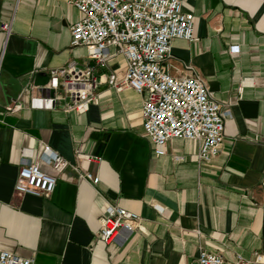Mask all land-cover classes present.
I'll use <instances>...</instances> for the list:
<instances>
[{
	"label": "crops",
	"instance_id": "obj_1",
	"mask_svg": "<svg viewBox=\"0 0 264 264\" xmlns=\"http://www.w3.org/2000/svg\"><path fill=\"white\" fill-rule=\"evenodd\" d=\"M180 1L196 40H174L164 70L198 76L232 115L209 163L196 141L171 140L157 155L144 97L132 89L119 94L104 81L88 112H67L63 79L50 71L92 64L85 47L71 45L82 14L67 0H0V249L37 264H198L202 252L264 264V0ZM111 53L108 71L122 79L127 61ZM37 96L58 102L37 109ZM15 102L21 109L7 112ZM45 147L69 169L49 198L17 194L25 151L34 162ZM112 206L141 218L122 246L98 238Z\"/></svg>",
	"mask_w": 264,
	"mask_h": 264
},
{
	"label": "built area",
	"instance_id": "obj_2",
	"mask_svg": "<svg viewBox=\"0 0 264 264\" xmlns=\"http://www.w3.org/2000/svg\"><path fill=\"white\" fill-rule=\"evenodd\" d=\"M82 14V19L71 28L72 47H85L92 63L81 67L75 63L50 71L53 78L63 79L68 102L67 112L86 113L97 100V91L106 82L117 93L127 88L144 97L143 126L152 140L157 155L174 139L196 141L200 144L199 160L209 163L218 158L226 138V122L232 119L229 109L217 102L206 83L198 76L174 78L164 70L172 55L174 40L194 42V16L183 12L180 0H67ZM2 31L11 33V25ZM111 50L124 56L127 69L122 79L108 71ZM100 71H108L102 75ZM55 87V86H54ZM59 87L57 86L55 89ZM56 97L37 96L33 107L52 109ZM21 109L15 102L5 107L9 113ZM15 191L19 195L49 198L57 181L70 167L69 162L45 147L33 159L25 151ZM77 157L88 162L101 158L77 152ZM46 168H49L48 171ZM99 183L93 174H81ZM261 188L264 210V177ZM139 215L120 207H109L100 221L98 238L105 244L124 245L139 229ZM261 260L257 256V261ZM0 264H37L34 259L20 257L0 249ZM198 264H232L218 255L202 252ZM237 264H251L239 257Z\"/></svg>",
	"mask_w": 264,
	"mask_h": 264
},
{
	"label": "water",
	"instance_id": "obj_3",
	"mask_svg": "<svg viewBox=\"0 0 264 264\" xmlns=\"http://www.w3.org/2000/svg\"><path fill=\"white\" fill-rule=\"evenodd\" d=\"M54 86H55V87L57 86V82H56V83H54Z\"/></svg>",
	"mask_w": 264,
	"mask_h": 264
}]
</instances>
